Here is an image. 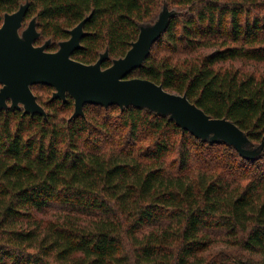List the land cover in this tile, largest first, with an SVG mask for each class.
<instances>
[{
    "label": "trees",
    "instance_id": "1",
    "mask_svg": "<svg viewBox=\"0 0 264 264\" xmlns=\"http://www.w3.org/2000/svg\"><path fill=\"white\" fill-rule=\"evenodd\" d=\"M26 3L23 27L36 19L49 51L90 15L72 56L108 51L104 68L176 10L128 77L186 93L248 147L263 143L264 72L235 63H264V0H0L1 17ZM32 89L46 115L0 110V264H264V147L245 158L147 107L88 104L73 117L70 94Z\"/></svg>",
    "mask_w": 264,
    "mask_h": 264
},
{
    "label": "water",
    "instance_id": "2",
    "mask_svg": "<svg viewBox=\"0 0 264 264\" xmlns=\"http://www.w3.org/2000/svg\"><path fill=\"white\" fill-rule=\"evenodd\" d=\"M28 8L26 3L15 12L5 13L0 26V110L10 104L12 108L23 106L27 113L46 115L32 89L34 85L44 84L55 88L53 98L65 101L68 94L74 98L73 117L84 115L88 104L147 107L169 115L183 130L198 138L232 144L245 158L253 159L261 153L264 141L259 147H248L247 134L235 122L226 117H212L186 93L171 92L150 79L128 77L143 65L152 45L168 29L170 18L175 15L168 7L163 8L153 24L142 26L127 53L106 68L102 63L109 57L108 51L91 64L72 56L82 46L84 25L90 15L70 30L71 37L61 41L57 51H49V40L35 44L40 36L36 19H31L20 32Z\"/></svg>",
    "mask_w": 264,
    "mask_h": 264
},
{
    "label": "rangeland",
    "instance_id": "3",
    "mask_svg": "<svg viewBox=\"0 0 264 264\" xmlns=\"http://www.w3.org/2000/svg\"><path fill=\"white\" fill-rule=\"evenodd\" d=\"M172 11L175 13V15L178 13L176 10L172 9ZM162 12V11H161ZM160 12V13H161ZM160 15V14H159ZM157 20V19H156ZM155 20V21H156ZM30 20H27L25 23L24 28H26L29 24ZM22 29V30H23ZM236 66L242 68L243 70L246 71H257V72H264V63H252V62H236ZM44 220L49 219L51 216L49 214H41L40 215Z\"/></svg>",
    "mask_w": 264,
    "mask_h": 264
},
{
    "label": "flooded vegetation",
    "instance_id": "4",
    "mask_svg": "<svg viewBox=\"0 0 264 264\" xmlns=\"http://www.w3.org/2000/svg\"><path fill=\"white\" fill-rule=\"evenodd\" d=\"M4 15H5V14H4ZM0 16H1V15H0ZM3 19H4V16L0 18V26H1V25H2V23H3ZM22 29H23V28H21L20 32H22V31H23Z\"/></svg>",
    "mask_w": 264,
    "mask_h": 264
}]
</instances>
